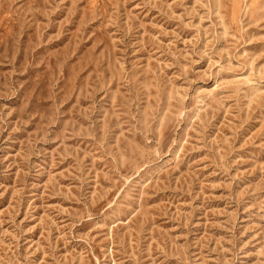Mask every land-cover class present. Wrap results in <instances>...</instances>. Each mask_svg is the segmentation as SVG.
Masks as SVG:
<instances>
[{
	"label": "rangeland",
	"instance_id": "obj_1",
	"mask_svg": "<svg viewBox=\"0 0 264 264\" xmlns=\"http://www.w3.org/2000/svg\"><path fill=\"white\" fill-rule=\"evenodd\" d=\"M0 264H264V0H0Z\"/></svg>",
	"mask_w": 264,
	"mask_h": 264
}]
</instances>
